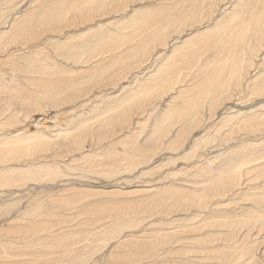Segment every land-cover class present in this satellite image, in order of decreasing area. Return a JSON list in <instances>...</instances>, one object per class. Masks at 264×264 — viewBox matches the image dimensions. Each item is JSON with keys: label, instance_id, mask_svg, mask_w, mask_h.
Returning <instances> with one entry per match:
<instances>
[{"label": "bare ground", "instance_id": "6f19581e", "mask_svg": "<svg viewBox=\"0 0 264 264\" xmlns=\"http://www.w3.org/2000/svg\"><path fill=\"white\" fill-rule=\"evenodd\" d=\"M42 1L39 2L37 0L36 1L32 0V2H30V4H29L30 7H28L29 12L26 14V16L30 15V19L27 17V18H25V20H23L22 18H20L21 20H19V19L16 20V15H18V14H16L14 16L15 19H13L12 23L9 25V29L7 30V28H6V30L0 31V38L11 36L14 38L19 37L20 40H23V41L24 40H30L31 41L33 39L34 40H40L39 36L40 35L44 36V34L47 32H50V33H54V32L57 33L58 32V33H60V31L63 30V27L78 28L77 26L78 25L80 26V24H81L80 27H83L82 25H84L85 23H87V22L91 23L93 20L94 21L98 20L101 15L106 16V14L110 15V19L112 21V24L122 23V22L127 23L129 29H128V32H123L121 30H117L115 33L110 32V31L116 30L118 27H111V26L108 27V22L103 21V20H98L97 23L95 21L96 25L95 24L94 25L88 24L87 26H84L85 31H83L82 34H78V36H76L77 33L76 34L73 33L70 36H66V39L64 41L58 40V38L55 39L56 44L58 42L63 44L62 49H60L61 50L60 54H57V56L61 55L63 60L65 59L66 64L59 62L58 61L59 58L57 59V57H56L57 61H55V62H58V64L54 63L53 61H50L51 58L48 59L49 57H47L43 52H40V50L35 51V53H34V51H32L34 53V56H32V57L29 56V57L24 58L22 56L24 58L25 62H27L28 64L26 65V63H24V62L18 61L22 64L17 66L18 62H16L15 70L17 67H20V71L27 72V74L31 75V74L37 73L36 74L37 77L36 78L32 77V80L30 79V81L28 82L29 85H33V86H30L31 88L32 87L34 88V89L32 88L33 91H31L27 87L28 90H26V92L21 91V90H20V93L17 92V90H14L15 94L12 93L13 90L10 93L8 92L9 97L11 98L10 100H12L11 102H13V101L15 102V100L17 99L18 102L20 103L21 108H24V110L26 111L25 113L28 114V116L25 115V117L23 119L20 118V119H22L21 123L17 122V123H20L19 126L21 128L24 126V125H22L23 122L29 121V118L31 117L29 112L40 113V112L44 111L45 107L43 106L44 108H41L42 105L46 106L47 104L48 105L54 104L58 107L57 101H59V102L65 101L68 103L70 102L69 105H72V106L74 105L77 107V104L80 103L79 101H82L83 97H85L87 93L89 94L91 84H92L91 86H95L98 83L101 84L106 79L107 80L108 79L114 80V78H115V81H117V80H119V78H121L123 76L122 75L123 73H127L128 70H125L126 68L130 70V68L131 67L133 68V66H135L136 64H137V67L136 66L135 67L138 70V66L148 58V55L151 52L154 53L155 49H156L155 52H158V50L160 51L159 48L157 49L158 46H162V47L164 46L161 49H164V51H165V49H167L169 47V46L167 47V45H166L167 42L169 41V38L172 37V35L174 33H177V36L175 38L173 37L174 46L172 44L171 49L168 50L167 53L166 52L162 53L161 51H163V50H161L160 53H162V54L159 53L160 55H157L156 58L161 57V59L164 60L163 64L161 63L162 65L160 64V66L158 65L156 68L154 67V66H156L157 63L161 62L160 60L155 61L156 58L154 59V62H157L156 64L154 63L155 65L153 64V65L149 66L151 61H149L148 67H146L147 65L145 66L146 68L141 67V65H140V68H142L141 71L138 70V71H140V73L136 71L138 74H136L135 76L132 74L134 80L132 78L131 81L133 80V83L132 82L128 83V81H127V83H125V84H127L126 87L125 86L121 87V91L124 89L125 90L123 91V93L120 94V98L123 97L124 99L122 98L123 101L121 103V107L119 104L115 105V107L118 106L117 109L114 107V109L116 110L117 113L111 114V115H106L100 124L98 123V121L92 122V124L97 123V126L103 127L104 130L102 128L101 129L103 131H105L103 133V131L99 130L98 128H97L98 130H96L95 127H94L95 130L93 129L94 131L100 132V133L98 132L99 135H96L97 133L95 132L96 133L95 135L98 136V138H99L98 140L97 139L94 140V143L97 144V148H96L97 151L96 152L93 150H90L92 152L83 153V151H82V149L85 146V144L81 143L82 139H83L82 137L85 136L87 133H93V131L88 130L87 127L83 128L82 125L77 121V119H79L78 118L79 114L77 113V110L73 114H72V111H70L71 115L70 114L67 115L68 116L67 118L65 116V113L62 112L63 113L62 119H64L63 124L62 123L56 124V123L51 122L52 125L46 124L43 126V128L46 129L44 131L49 132V134L46 133V134H48V136L42 132L43 130L41 131V128H39L40 130H37L36 132H28L26 129H20L21 131H18L16 134H13L11 136H6V135L4 136L3 133L2 134L0 133V178L4 174V175H6L5 176V179H7L6 182H9V181L12 182L13 180L14 181L16 180L17 182L20 181L21 183H24L28 179H30L31 177H37L39 175L44 177L42 175V170H45L47 173L51 172L52 174H55V175H57L59 172V168H58L59 166L57 167V163L60 164V162H58V160H57V162L55 161L54 163H50V166H48V164L44 165V166H47L44 169H41V166H31L30 164L32 162L31 163L29 162L30 164L27 162V165H25V166L27 167L28 165H30V167H27L26 169H21L18 167L15 168L13 165L9 166L8 164L10 161H11V163H13L14 161H16L17 163L20 162V158H18L19 161H17V159H15L16 157H13V156H17V152H20L19 149H17L15 147V144H17L18 147H20L21 146L20 144L22 143L21 151H24V152L25 151H32V150H35L37 148L41 149V151L45 150L48 152V150H50L51 148L56 149V147H57V149H58V147L61 148L64 146V148H65V149L63 148L64 151H62V150H60V151L61 152H67V153H70L73 151V149L72 150L69 149L72 147V144H73V145L77 146V148L74 149L73 152H77L78 153L77 156H79L78 158L82 162L86 163L87 162V155H91V157L94 155L96 156V154L98 153L100 141L102 140V138L104 140L103 136H106V134L108 132L112 131L115 128L114 127L115 124H117V126H118L119 123L125 124L126 120H132V122L134 120H136V124L139 125L138 128H136V130L138 129V131H135L131 134L132 140L126 141V147L124 148V151L121 153L113 151L114 153H111L112 154L111 157L114 160L112 162L110 160H106L105 162H103V165H106L108 167V169H107L108 174H113L120 169L123 171H129L130 170V172L127 173V174H130L133 171L135 172V170L138 167L142 168V167L148 166V164L151 162L153 157L155 155H157L160 150L161 151H162V149L164 150V148L165 149L169 148L172 151H177L179 148H181L184 145L183 144L184 140L186 138L188 139V136H190L188 134L192 133L193 128H194V130H196V128H197L196 126H199L201 121H204V119H203L204 115H206V116L209 115L212 118L218 114L217 109L220 110V107H221L225 111L223 112V115L221 116L220 120L217 121L216 125L219 126L221 124V126H223L222 129L226 130V134H225V131H223L225 134L224 138H227L230 136L233 139V138H235V136H231V135H233L236 130L239 131V130H243V129H244V131L246 130L245 135L247 134L248 138L245 139L244 138L245 135L242 139L240 138L241 143L237 144L236 148L234 147L235 149L229 148L230 150H228V152L226 151L227 154L225 156L221 155L222 161L220 163L216 164V162H215L214 164H216V165L213 166L212 161L214 159L213 160L209 159V161L211 160V163L208 166L207 165L206 166H197L194 168V170H191L190 175H192V176H190V177L191 178L193 177L192 179H194V180H192L193 182L189 180V182L196 183V184H199V183L202 184L201 181H203L205 183L207 182L206 186L204 185L205 187H203L200 191L193 188V191H190L191 195L188 194L189 192L187 191L188 192L187 195H190V196L186 199H180L181 195L176 198L177 200L172 198V197H167V198L172 199L170 206H171V208H173L175 206V203L180 202L181 204H183V205H181L182 209L180 208L183 211L189 210L191 208L198 209V208H201V206L205 207L207 205V202L210 201L211 199H215L213 201H219L218 198H220L221 196H224V195L227 196L228 192H230L232 190H233V192H235V191H238L240 188L245 189V187L247 185L251 186L252 189L254 190V192H252L251 194H253L254 196H256L258 194L259 197L261 196V198H260V199H262L261 201L264 202V137H263V135H261L264 132V60L262 62L260 61L259 64L256 62V59L259 57V53L262 54L261 51L264 50V0H233V1L230 0V2H229L230 5L228 6V8H226L224 10L221 9L222 12L221 11L220 12L222 13V15L219 12V14L221 15L220 17H219V15H217L214 12L216 11L217 7H219L220 4L224 3L225 1L227 2L228 0H173L174 5H171L173 3H170L169 2L170 0H161V1L157 0V3H159V4H156V5L151 3L150 5H146V6L141 5V7H139V8H133V6H132L131 14L130 13H128L127 15L122 14L121 18L119 17L120 19L118 17L114 18L113 16H111V14L114 12H117L121 9L125 10L126 7H129V2L131 1V3H132L133 0H53V1L48 0L49 2L51 1L50 6H46L44 1L43 2ZM141 1L142 0H139L138 2H141ZM45 2H47V0ZM147 2H148V0H147ZM177 2H179V3L176 4ZM168 3H170V4H168ZM47 5H49V3ZM0 8H1V6H0ZM170 9H171V11L172 10L176 11V13H177L176 16L173 17L171 15ZM214 14H216L219 18H216V20H213L212 23L208 24V26L204 30L200 31V29H197L198 28L197 23L202 22L204 17H206V16L211 17V19L215 18V17H212V15H214ZM10 15L12 17V13ZM22 15H23V13H22ZM31 15L33 17H31ZM6 23H7V21H6ZM203 23H205V22L203 21ZM2 24H3V22H2ZM194 25H196V28L194 27V29H197L195 33H191L193 30L192 31L188 30V32H190V33H187V34H189L188 37H186V38L180 37V35H182L181 33H186L187 28L192 29ZM199 26H201V25H199ZM1 27H2V25H1ZM79 29H77V32L79 31ZM66 31H65V34H66ZM80 31H81V29H80ZM62 33H64V32H62ZM67 33H68V31H67ZM51 37H52V34H51ZM48 38L49 37L45 36L43 39H41V41L43 40L46 43H47V41H49L48 43H50V39H48ZM62 38H63V36H62ZM76 38H78L79 41L76 40V41L70 42L71 40L76 39ZM6 39L10 41V39H8V38H6ZM15 41H17V39ZM45 42L43 44H46ZM7 43H8V41H7ZM39 44H40V41H39ZM51 44H53V43H51ZM122 45L124 46L123 51L121 50L120 52L112 54L113 51L117 47L119 48V46H122ZM28 46H26V47H28ZM33 47H38V44H36V45L34 44ZM206 47L214 49V52L212 51L214 53V56L213 57L211 56L212 60L210 58L209 61L205 62L206 65L203 63V65H205L204 67H202V64H201L202 62H200L201 66L197 65L198 67H197L196 71H194V73L198 74L197 76L201 77V80L199 81V83L197 81L198 85H194L195 84L194 83L191 86L189 84L185 88H180L177 90L174 89L173 88L174 84L176 85L177 82H179V81L183 82L184 81V80H182L183 70L187 71L193 67H194L193 69L195 70L196 67L194 66V62H197L196 60L198 58H200V55L203 54V52L206 50ZM53 48H51V49L53 50ZM55 48L57 50H59L58 48H60V47L57 46ZM56 49H54V50L57 51ZM98 49L100 52H98ZM180 50H182V51L186 50L188 52L194 51L196 53L192 57H189L188 55H186L184 58L185 52L181 55H178V51H180ZM21 51H20V53L23 52V51L22 52ZM48 52H50V51L48 50ZM208 52H211V51H208ZM208 52H207V55H210V54H208ZM28 53H30V55H31V52L28 51ZM28 53L26 51V54H28ZM99 53H101V54L106 53V55L100 56L97 59L96 57H97V55H99ZM213 53H211V54L213 55ZM263 53H264V51H263ZM18 54H19V52H18ZM51 54H53V53H51ZM51 54H50V56L52 57ZM153 55H155V54H153ZM15 56H17V55H15ZM15 56H14V58H15ZM150 56H152V55H150ZM18 58H21V57H18ZM23 58H21V60ZM152 58H153V56H152ZM205 58H207V57H205ZM52 59L54 60L55 58H52ZM16 60H18V59H16ZM69 61H71V63H73L75 66H73V64H71V66L69 64H67V63H69ZM158 61H160V62H158ZM201 61H203V60H201ZM5 63L6 62H4V64ZM198 63H199V59H198ZM7 64H8V61H7ZM200 67H202V69L199 71ZM253 67L256 70L254 71L255 73L252 75L251 74L252 72L250 73V70ZM10 68H12V66ZM12 69H14V67ZM12 69H11V71H12ZM20 71H18V72L21 73ZM12 72H14V71H12ZM18 72H17V75L20 76V74H18ZM74 72H76V73L73 74ZM77 72H79V73H77ZM27 74H26V79L28 78ZM189 74L187 71L186 73H184L183 76H187ZM201 74H204V77L201 76ZM56 75H59L61 77L55 78ZM127 75H129V74L127 73ZM72 78H74V79H72ZM1 79H3V77L1 78V75H0V80ZM6 79L7 78L4 77L5 81H6ZM122 79H125V78H122ZM195 79H196V77H195ZM195 79H193V80L195 81ZM188 80L189 79H187V83L190 82V81L188 82ZM10 81H11V79H10ZM14 81H15V78H14ZM21 81L24 82V80H21ZM194 81H191V82L193 83ZM13 83H15V82H13ZM115 83H117V82H115ZM183 83H182V85H184ZM0 85H1V81H0ZM11 86H8L5 88L8 89ZM20 87H21V84H20ZM12 89H15V87ZM18 90H19V88H18ZM168 90L169 91L171 90L170 92L173 93V95L171 96V98H172L171 101H168V106L170 105V103H172L171 108H169L170 110H168V108L166 109L165 106H163L164 105L163 104L162 107H163V109H166V110L165 111L163 110L164 112L160 113L162 110L159 109V112H158L159 114H156L157 112L156 113L154 112L155 114L152 116L153 119H151L150 118L151 114L148 113L149 111H146V110L149 108L150 105L153 108L152 103H154L157 99L161 98V100L163 101L162 98H163L164 91L168 92ZM3 91L4 90H0V93ZM242 91L245 92V95L247 97H250L249 99L255 98V100L251 101V103L248 106H244L242 104L245 101V100H243L244 98L241 99L242 98L241 94L243 93ZM94 92L97 93L98 91L97 92L94 91ZM100 92H101V90H100ZM116 92L115 91L111 92V93L109 92L108 96H111L112 98L119 96L118 93H116ZM106 93H107V91H106ZM124 94H126V95H124ZM99 96H100V94L97 97H99ZM235 96L237 98H235ZM87 97H89V96H87ZM120 98H118V99H120ZM176 98H178V99L181 98V100L179 102H176ZM249 99H248V101H249ZM238 100H241V101L243 100V101L238 102ZM85 101H87V100H85ZM160 101H158L157 103H160ZM11 102H8V103L10 104ZM157 103L155 102V104L158 106ZM229 103H230V105H229ZM82 104L83 103H81L80 105H82ZM161 104H162V102H161ZM10 105H12V104H10ZM66 106H68V104H66ZM60 107H59V110H60ZM233 108H236V109L233 110ZM17 109H16V111H17ZM74 109L75 108H73V110ZM114 109H111V110H114ZM132 109H134V110L131 113H129V110L131 111ZM107 111H108V109L105 106V109L103 112L106 113ZM156 111H158V110H156ZM142 112H144V114L147 112L145 115H148V117L143 116L144 118H146V117L147 118L144 119L143 121H140L139 119H136L138 117V116L136 117V115H137L136 113H138L140 115V113H142ZM13 114H15V113H13ZM128 114L130 115V117ZM15 118H17V116ZM11 119H12V117H11ZM13 120H15V119H12V121ZM79 120H81V119H79ZM149 120H150L151 125L148 129H146V127H143V126ZM8 121H9V119H8ZM71 121H72V127L70 128L69 122H71ZM211 121H214L213 118ZM215 122H212V123H215ZM6 123H8L6 120L4 122H0V126L1 125L3 126ZM14 123H16V122H14ZM32 123H36V122L33 121ZM202 123H204V122H202ZM202 125L199 127L204 126V125L203 126ZM208 126L206 125L207 128H208ZM40 127H42V125ZM174 127H175V129H174ZM144 128H145V130H144L145 135L143 134L142 135L143 137H142V136H140L141 135L140 130L143 131ZM201 129H203V128H201ZM222 129L220 130V128H219L220 131H222ZM115 131L116 130H113V132H115ZM207 131H205V132H207ZM210 131L212 132V127H211ZM213 132H218V131H213ZM171 133H172V136L170 135ZM218 133H220V132H218ZM237 133H239V132H237ZM210 134H212V133H209V135ZM221 134L222 133H220L218 135H221ZM249 134H251V135H249ZM93 135H94V133H93ZM93 135H91V136H93ZM252 135H253V137L251 138L250 136H252ZM207 136H206V138L204 136H200L198 139L197 138L194 139L195 137L192 136L194 139L193 144H192L193 146L190 147L191 149L186 154L192 153V155H190V156H194L197 149L199 148L200 143H202V144L204 143V144L208 145L212 141V139L210 137H207ZM110 137H111V135H110ZM34 139H36V141H34ZM222 140H223V136H222ZM14 141H16V143L12 146V143ZM189 141H190V138H189ZM109 143H110V141H109ZM220 143H222V142L220 141ZM25 144H28V145H25ZM73 147H75V146H73ZM210 150H212V149H210ZM185 151H186V149H185ZM54 152L56 154V150H54ZM165 152H166V150H165ZM223 153H225V152H223ZM186 154H185V156H186ZM180 155H182V154H180ZM210 157H213V156H210ZM121 159L124 162H123V165L120 167V165H118L116 163L121 162L120 161ZM176 159H177L176 157L173 158L171 156L169 159L167 157L168 161L165 160V161H161V162L167 161L168 163H171L172 161H175ZM201 159H203V158H201ZM199 161L197 162L198 165H199ZM16 162H14V163H16ZM64 162H66V161H64ZM24 163H26V161ZM33 163H35V162H33ZM207 163H209V162H207ZM61 164H62V162H61ZM89 164H91V163H89ZM200 164H202V163H200ZM202 165H205V164H202ZM188 167L190 168V166H188ZM23 168H25L24 164H23ZM50 168L52 170H50ZM146 169H147V167H146ZM142 170H143V168H142ZM148 170L149 169H147V171ZM28 171H30V172H28ZM147 171L146 172L143 171V173H148ZM139 172H141V171H139ZM152 174H149L148 176H150ZM157 174H158V172H157ZM142 176H145V175H142ZM125 177H127V176H125ZM128 177H129V175H128ZM136 179H134V180H136ZM199 179H201V181ZM62 180H64V179L62 178ZM14 181L12 182V186L22 185V184H14ZM254 182H256V183L262 182V183H261V186H259V185L255 186V185H252V183H254ZM243 183L245 184L244 186H242ZM86 184H87V182H86ZM26 185H28V184H26ZM42 185H44L46 187L45 184H42ZM52 185L50 184V187H52ZM67 185H70V184H67ZM181 185H183V184H181ZM258 186L260 187V192H259V190L256 191ZM72 187H74V186L72 185ZM118 187L119 186H117L115 189H117ZM48 188H49V186H48ZM25 189L26 188H24V190ZM62 189H63V191H65L64 189H67V188H64V186H63ZM143 189H145V188H143ZM173 189H175V188H173ZM71 190H73V188H71ZM113 190H111V191L112 192L117 191V190H114V191ZM184 190L186 191L185 188H184ZM189 190H191V189H189ZM22 191H23V189H22ZM167 191H163V192H165L163 194H166ZM11 192H12V190H11ZM17 192H18V190H17ZM83 192H85V191H83ZM89 193H91V192H89ZM106 193H108V192H105L104 194L106 195ZM135 193H137V192H135ZM181 193H182V190H181ZM241 193H242V191H241ZM182 194H185V193H182ZM68 195H70V194H68ZM94 196H96V195H94ZM165 196H176V195L170 194V195H165ZM254 196H251V198H253ZM142 197H144V196H142ZM53 199L49 198V200H53ZM106 199H108V198H106ZM56 200H57V203H59L63 206H66L67 204L71 203L69 201V199H64L62 197H60ZM97 200L94 203L97 204ZM110 200H111V198H110ZM99 201H100V199L98 200V202ZM115 201H116V199H115ZM130 201H128V202H130ZM166 201H167V199H166ZM251 201H253V200H251ZM261 201H259V202H261ZM5 202H6V200H5ZM101 202L98 203V206H100V207L102 205ZM109 202L110 201L108 200V203ZM128 202H127V204H129ZM113 203H114L113 204V207H114L115 204H117V203L116 202H113ZM134 203H136V202H133V204ZM216 203H218V202H216ZM130 204L125 205L126 208H128L127 206H130ZM46 205H48V203H47V201L44 202V200L42 201V203H40V204L38 203V205H36V208L34 207L35 210L32 209V210H34V215H36V217H37V215H39L41 212L43 213V211L49 210V209H45ZM117 206H119V205H117ZM105 207H106V205H105ZM119 207L121 208V205ZM107 208H106V210H103L100 208L101 212L99 209L98 210L99 213L98 212H92V213L93 214H102L103 213L104 216L107 214H109V215L111 214L113 216V214L119 213L121 211V210L119 211L120 208H118V211H115V212L113 210H107ZM111 208H112V206L110 207V209ZM131 208L133 211H130V212L134 213V211L137 210L136 208H138V206L132 205V207L130 206V210H131ZM82 210L83 209L81 208L80 213ZM116 210H117V208H116ZM123 210H124V208H123ZM175 210H173V211H175ZM144 211H143V213H144ZM149 212H151V211H149ZM29 213H31V212H29ZM122 213L124 214L125 212H122ZM128 213H129V211H128ZM204 213H206V212H204ZM136 214H138V213H136ZM31 215H33V214H31ZM125 215H123V216H125ZM131 216H133V215H131ZM138 216H140V215H138ZM260 216L262 217V219H259L258 221H254L253 223H249V225H248L249 231L251 228H256V227H258L259 230L264 229V212L262 214H260ZM127 217L129 218V216H127ZM127 217H125V218H127ZM195 217H196V214H194L191 218H195ZM231 217H233V216H231ZM31 218H33V217H31ZM227 218L222 219L220 221V223H217V224L220 226H227V225L237 226V225L243 224V223H240L236 219L234 220L230 217H229V219H227ZM120 219H122V218H120ZM139 219H141V218H139ZM130 220H131V222L133 221L131 218H130ZM130 220H128V221H130ZM39 221L33 222V225L29 226V228L32 231L36 230L38 228V226L44 222V221L43 222H39ZM89 222H91V221H89ZM120 222L122 224V221H120ZM137 222H135V223L137 224ZM160 222L158 221V224ZM118 223L119 222H116V220H115L111 224L112 225H118ZM123 223H125V222H123ZM152 223H154V221H152ZM207 223H209V222H207ZM36 224L38 226H35ZM121 224H119V225H121ZM130 224L131 223H129L128 225H130ZM165 224L168 225L167 220H166ZM205 224H206V222H205ZM217 224L214 223V224H212V226L213 225L215 226ZM147 225H148V223L145 224V226H147ZM162 225H161V227H162ZM207 225H209V224H207ZM143 226H144V224H143ZM145 226H144V228H145ZM63 227H65V226H63ZM80 227H81V225H80ZM111 227L114 228L113 226H111ZM48 228H50V227H48ZM61 228L62 227H60V229ZM72 228L69 230L70 233L66 232V236H69V235L72 236L73 235L72 237H74V238H72L70 240V242L68 240L67 242H69V243H67L65 241L62 242V244L64 246V248L62 249V252L65 253V255H66V257L64 259L68 260V264H75V263L84 264V261L81 257L82 254L80 251L82 248V245H83V244L80 245L81 244V236L83 233L77 229H72ZM96 228L98 229L99 227H95V229ZM121 228H123V227L121 226ZM138 228H140V227H138ZM141 228H143V227H141ZM223 228H225V227H223ZM19 229L20 228L18 227V230ZM42 229L45 230L44 228H42ZM60 229H58L59 232H60ZM97 229L95 231L92 230L94 234L98 233ZM106 229H107V226H106ZM109 229H107V230H109ZM189 229L191 231H195L198 228H196V226H192ZM47 230H49V229H47ZM85 230H83V231H85ZM107 230H105L104 232H106ZM235 230L236 229L229 230V231L225 230L227 232V237L229 235H232L231 234L232 231H233V234L234 233L236 234ZM56 231H57V229H56ZM111 231L116 232L115 230H112V229H111ZM50 232H49V234H50ZM102 232H103V230H102ZM142 232H143V230H142ZM157 232L158 231L151 233V236L148 239H146V241L144 240L145 241L144 243H139V244L137 243L135 245L136 247L133 248V249H137L135 252L132 253L133 256L141 257V259H143V258H145V256H144V254H146L145 251H147L149 249H150V251L154 250L155 248H157V246H159L161 244H163L167 248V245H166L167 243L166 244L163 243L164 241L169 242V243L170 242H177L176 234L174 236L171 233H163L164 230L162 233H157ZM53 233H52V235H53ZM64 233H61V234H64ZM101 233H100V236H101ZM28 234H29V231L27 232V235ZM209 234L212 235L213 233L210 232ZM44 235H46V234L44 233ZM52 235H49V236L52 237ZM111 235H112V233H111ZM225 235H226V233H225ZM31 236L33 237L34 235H31ZM86 236H87V233H86ZM86 236L84 234V239ZM146 236H144V238H146ZM57 237H59V235ZM111 237L115 238V237H117V235L114 234ZM130 237H131V235H130ZM141 237H143V235H140V238ZM151 237H153V238H151ZM62 238H63V236H62ZM32 239H34V238H32ZM64 239L67 240L69 238H64ZM130 239H132V238H130ZM203 239L208 240L209 238L205 237ZM83 240H82V242L86 241V240H84V241ZM60 241H62V239ZM60 241L58 243H60ZM90 241H88L87 244H89ZM119 241L121 242L123 240H119ZM138 241H140V240H138ZM43 242H42V245L44 244ZM50 242L51 241H49L48 243H46L44 245L46 247L47 252L48 251L50 252V246L51 247L55 246V245H50ZM91 242H94V241L92 240ZM126 242L127 241L125 240L124 243L126 244ZM134 242H135V240H134ZM26 243H27V241H26ZM10 244H12V243H10ZM170 244H168V247ZM6 245L7 244H5V246ZM56 245H59V244H56ZM248 245H249V242H248ZM119 246L120 245H118V247ZM87 247H88V245H87ZM159 247L161 248V246H159ZM171 248H172V246H171ZM58 249H59V246H58ZM86 249H88V248H86ZM173 249H174V247H173ZM127 250H128V248H127ZM164 250H166V249L164 248ZM164 250H163V252H165ZM245 250H246V253H249L251 251V249L249 247L246 248ZM29 251H30V249H29ZM79 252H80L81 256L79 255ZM10 253H12V252H10ZM16 253H18V251ZM41 253H42V251H41ZM41 253H40V255H42ZM165 253H167V252H165ZM169 253H170V250H169ZM232 254H231V256H232ZM250 254H251V252H250ZM48 255H50V254H48ZM58 255H60V254H58ZM87 255L88 254H86L85 257L87 260H89ZM159 255H161V254H159ZM159 255H158V257H159ZM117 256H119V255L117 254L116 256H114V260H117L116 259ZM121 256L122 255L120 254V257ZM16 257H18V256H16ZM45 257H46V255H45ZM45 257H43L44 259L38 257L39 259H36V260L34 259L33 263L34 264H50L49 259H45ZM110 257L112 258V256H110ZM14 258H15V256H14ZM53 258H55V256ZM109 258H107L108 260L106 259V261H108V263H109V260H111V258L110 259ZM122 258H123V256H122ZM59 260H61V259L59 258ZM217 260H218V258H217ZM221 260H223V259H221ZM53 261H56V260H53ZM53 261H51V262H53ZM4 262H6V261H4ZM118 262H120V261H118ZM115 263H117V262H115ZM115 263L113 262V264H115Z\"/></svg>", "mask_w": 264, "mask_h": 264}, {"label": "rangeland", "instance_id": "374dc122", "mask_svg": "<svg viewBox=\"0 0 264 264\" xmlns=\"http://www.w3.org/2000/svg\"><path fill=\"white\" fill-rule=\"evenodd\" d=\"M33 1H36V0H33ZM37 1L40 2L42 0H37ZM43 1H44L46 6H50V2L53 1V0H51L50 2L48 0H47V2H45L46 0H43ZM138 1L139 0H137V1L133 0L132 3L130 1L129 2V7H126L125 10L121 9V10H119L117 12H114V13L111 14V16H113L114 18L115 17L116 18L117 17L121 18L122 14H124V15H127L128 13L131 14L132 6H133V8H139V7H141V5L142 6H146V5H150L151 3L155 4V5L159 4V3H157V0H155V1L154 0H150V1L148 0V2H147V0H142L141 2H138ZM159 1H161V0H159ZM231 1H233V0H231ZM30 2H32V0H0V6H1V8H0V31H4V30H6V28H7V30L9 29V25L12 23V20L15 19L14 16L16 14H18V15H16V20L17 19L21 20L20 18L25 20V18H27V17L30 19V15L26 16V14L29 12L28 11V7H30L29 6ZM169 2L173 3L171 5H174L173 0H170ZM229 2H230V0H228L227 2L225 1L224 3L220 4L219 7H217V9H216V11L214 13H216L220 17L222 15V13H221L222 10L228 8V6L230 5ZM48 3H49V5H47ZM170 3H168V4H170ZM178 3L179 2H177L176 4H178ZM170 11H171V9H170ZM219 12H220L221 15L219 14ZM11 13H12V17L10 15ZM22 13H23V15H22ZM176 14H177L176 11H173V10L171 11V15L173 17L176 16ZM216 14L212 15V17H215L213 19H211V17H208V16L204 17L203 21L205 23H203V21L197 23V27H198L197 29H200V31L204 30L208 26V24L212 23V21L216 20V18H219ZM31 17H33V16L31 15ZM98 20H103V21L108 22V27L109 26L118 27L116 30L110 31V32H114L115 33L117 30H121L123 32H128L129 28H128V24L127 23H123L122 22V23L112 24V21L110 19V15L109 14H106V16L105 15L104 16L101 15ZM98 20H95L96 23H97ZM6 21H7V23H6ZM95 21L93 20L91 23L87 22L84 25H82L83 27H80L81 26V24H80V26L79 25L77 26L78 28L63 27V30L60 31V33H58V32L57 33H55V32L54 33L47 32V33L44 34V36H41V35L39 36L40 40H34L33 39L31 41L30 40H24L23 41V40H20L19 37L14 38V37H11V36L10 37L7 36V37H1L0 38V75H1V78L3 77V79L0 80L1 81L0 90H4L3 92L0 93V113H1L0 114V122H4L5 120L8 122V123L4 124L5 126L4 125L0 126V131H1L0 133L1 134L3 133L4 136L5 135L6 136H11L13 134H16L18 131H21L20 129H26L28 132H36L37 130H40L39 128H41V131L43 130L42 132L44 134H46V133L49 134L48 131L47 132L44 131V130H46L45 128H43L44 125H46V124L47 125H52L51 122L56 123V124H58V123H62L63 124L64 123V119H62L63 113H65V116L67 118L68 117L67 115H69V114L71 115L70 111H72V114H73L77 110V113L79 114L78 118L81 119V120L77 119V121L82 125L83 128L87 127L88 130H91L94 133V135H93V133H87L85 136L82 137L84 140L82 139V142L81 141L80 142L82 144H85V146L82 149V151H83V153L92 152L90 150H93L95 152L97 151V149H96L97 148V144L94 143V140H96V139L98 140L99 139L98 136H96V135H99L100 132L98 131L99 132L98 133L97 131H94L95 130L94 127L96 128V130L99 129L101 131H103L104 128L101 127V126L100 127L97 126V123L92 124V122L93 121H98V123L100 124L102 122L103 118L106 115H111V114L117 113L116 110L114 109V107H115L116 104H119L120 107H121V103L123 101L122 100L123 97L120 98V94L123 93V91L125 90L124 89V90L121 91V87L122 86L126 87L127 84H125V83H127V81H128V83L129 82L133 83V80H134L133 75L135 76L136 74H138L137 72L140 73V71L142 70V68H140V65H141V67H145L146 65H147L146 67H148L149 61H151L149 66L153 65L154 63L156 64L157 62H154V59L157 57V55H160V54H162L164 52L167 53L168 50L171 49V45L174 42L173 37L175 38L177 36V33H174L172 35V37H170L171 39L169 38V41L166 44L167 47L168 46L170 47V48L168 47L169 49L167 48L164 51V49H161L164 46L163 47L162 46H158L157 49L159 48L160 51L163 50V51H161L162 53H160L159 50H158V52H155L156 51V49H155L154 53L151 52L152 54L150 53L148 55L149 59L147 58L145 61H143L144 63L143 62L141 64L139 63L140 65L138 66V70H140V71H138L136 69V67H137V64H136L135 65L136 67L133 66V68L135 67L134 69L132 67L130 68V70L127 69V68L125 69V70H128L127 73L129 75H127V73H123L122 75L123 76L125 75L126 77L122 76L117 81H115V78H114V80H110V79L107 80L106 79L101 84L98 83L95 86H91L92 85L91 84L90 85L89 94L87 93L85 97L82 96L83 100L79 101L80 103L77 104V107L74 106V105L73 106L69 105L70 102L68 103V102H65V101H63V102L57 101L58 102V107L56 105H54V104L53 105H50V104L48 105L47 104L48 106L47 105L46 106L42 105L41 108L45 107L44 111L40 112V113H37V112H35V113L32 112L31 113V112H29L31 117L29 118L28 122L25 121L27 124L25 122L22 123V125H24L22 128L19 125H20L22 119L25 117V115L28 116V114L25 113L26 111L24 110V108H21L20 103L18 102L17 99L15 100V102L14 101L11 102L12 100H10L11 98L9 97V93L12 92V90H13L12 93H14V90H17V92H19V93H20V90L26 92V90H28V88L31 91H33L32 90L33 87L32 88L30 87V86H33V85H29L28 82L30 81V79L32 80V77L33 78L37 77V75H36L37 73L31 74V75L27 74V72L20 71V67H17L18 69L16 68V70H15L16 62H18V61L21 62L22 61V62L26 63V65H27L28 63L25 62L24 58L25 57H29V56L30 57L34 56L35 51H39L40 50V52H43L47 57H49L48 59L51 58L50 61H53L54 63L58 64V62H55V61H57V59L59 58L58 59L59 62L66 64L65 59L63 60L61 55L57 56V54H60V51H61L60 49H62L63 44L60 43V42H58L56 44L55 39L58 38V40L64 41L66 39V36H70L73 33H75V34L77 33L76 36H78V34H82L83 31H85L84 26H87L88 24H91V25L95 24L96 25ZM2 22H3V24H2ZM1 25H2V27H1ZM199 25H201V26H199ZM194 27L196 28V25H194L192 29L191 28H189V29L187 28L186 33H181L182 35H180V37H185V38L188 37L189 34H187V33H190V32H188V30L189 31L193 30L191 33H195L197 29H194ZM79 28L81 29V31H80ZM77 29H79L78 32H77ZM66 30L68 31V33H67ZM65 31H66L67 35L65 34ZM62 32H64V33H62ZM51 34H52V37H51ZM45 36L49 37L48 39H50V43H48L49 41H47L48 44L45 41H43V40L41 41V39H43ZM62 36H63V38H62ZM6 38L10 39V41L7 40ZM16 39H17V41H15ZM76 40L79 41V39L76 38V39L71 40L70 42L76 41ZM7 41H8V43H7ZM39 41H40V44H39ZM44 42L46 44H43ZM51 43H53V44H51ZM34 44L35 45L38 44V47L39 46L40 47L39 48L38 47H33ZM25 45L26 46L29 45L28 47L30 49L28 47H26ZM57 46L60 47V48H58L59 50H57L55 48ZM173 46H174V44H173ZM51 48H53V50L56 49L57 51L54 50L55 51L54 52ZM123 49H124L123 45L119 46V48L117 47L113 51L112 54L120 52L121 50L123 51ZM48 50L50 52H48ZM20 51L22 53H20ZM26 51H27V53H28V51L31 52V55H30V53H28L29 55L26 54ZM32 51H34V53ZM208 51H211V52H208ZM212 51L214 52L213 48L206 47V50L203 52V54L205 56L203 54H201L200 58H198L199 59V63H198V59L196 60L197 62H194V66L196 67L195 70L193 69L194 67L189 69V70H187L188 74L190 73L187 76H183L184 73L187 72L186 70H183L182 80H184L183 81L184 83L179 81L180 83L177 82L176 85L174 84L173 88L177 90V89H180V88H185L189 84H190V86L193 85L194 83H195L194 85H198L199 81L201 80V77L197 76L198 74H195L194 71H196L197 67L201 66V64H202V67H204L206 65L205 62L209 61L210 58L212 60V57L214 56V53ZM263 51L264 50L261 51L262 54L259 53V57L256 59V62L258 64L260 63V61L262 62L264 60ZM18 52H19V54H18ZM98 52H100L99 49H98ZM184 52H185L184 58H185L186 55H188L189 57H192L196 53L194 51L188 52L186 50L185 51L180 50V51H178V55H181ZM207 52L210 55H207ZM51 53H53L55 56L53 54H51ZM211 53H213V55ZM50 54L52 55V57L50 56ZM100 54L101 53H99V55H97V57H96L97 59L100 56H105L106 55V53L101 54V55ZM153 54H155L156 56L153 55ZM15 55H17V56H15ZM150 55H152L153 58ZM14 56H15V58H14ZM18 57H21L23 59L21 60V58H18ZM56 57H57V59H56ZM205 57H207V58H205ZM52 58H55L56 60L55 59L53 60ZM16 59H18V60H16ZM157 60H160L161 62L158 61L160 63H157L156 66H154L155 68L158 65L160 66V64L161 63L163 64V62H164V60H162L161 57L155 59V61H157ZM201 60H203V61H201ZM7 61H8V64H7ZM4 62H6V63L4 64ZM20 62H18L17 66L22 64ZM200 62H202V63L200 64ZM203 63L205 65H203ZM67 64H69L71 66V64H73V63H71V61H69V63H67ZM9 66L10 67L12 66V68L14 67V69L10 68ZM73 66H75V65L73 64ZM202 67L199 68V71L202 69ZM11 69L16 74L14 72H12ZM17 70L20 71L21 73H19ZM255 70L256 69H254V67H253L250 70V73L252 72L251 74L253 75L255 73L254 72ZM16 71L18 72V74H20L21 77L19 75H17ZM75 73L76 72H74L73 74H75ZM77 73H79V72H77ZM26 74L28 75L27 79H26ZM201 76L204 77V74H201ZM4 77L7 78L6 81L4 80ZM56 77L60 78L61 76L56 75L55 78ZM195 77H196V79H195ZM14 78H15V81H14ZM122 78H125V79H122ZM132 78H133V80L131 81ZM10 79H11L12 82L10 81ZM72 79H74V78H72ZM187 79H189L188 80V82L190 81L189 83H187ZM193 79H195L196 82ZM21 80H24V82L21 81ZM114 81L117 82L118 84L115 83ZM191 81H194V82L192 83ZM197 81H198V83H197ZM13 82H15V83L17 82V83L15 84ZM182 83L184 85H182ZM20 84H21L22 88L20 87ZM8 86H11V87L8 88V89L5 88V87H8ZM14 87H15V89H12ZM17 87L19 88V90H18ZM100 90H101V92H100ZM94 91H96V92L98 91V92L95 93ZM106 91H107V93H106ZM114 91L115 92L117 91L116 93H118L119 96H116L115 98H112L111 96H108L109 92L111 93V92H114ZM170 91L169 90H168V92L164 91L163 98H162L163 101L161 100V98L157 99L155 101L157 103L158 101L161 100L160 103H157L158 106L154 102V103H152L153 108L150 105L149 108L146 110V111H149L148 113L151 114V117H150L151 119H153L152 116L156 112H157L156 114H159L158 113L159 109L162 110V111L160 110L161 111L160 113L164 112L167 108H168V110H170L169 108H171L172 103H170V105L168 106V101H171V99H172L171 96L173 95V93L170 92ZM99 94H100V96L97 97ZM242 94H241V96H242L241 99L244 98L243 100H245L242 103L244 106H248L251 103V101L255 100V98L249 99L250 97H247L245 95V92H243ZM124 95H126V94H124ZM87 96H89V97H87ZM236 96H235V98H237ZM118 98H120L121 100L118 99ZM248 99H249V101H248ZM85 100H87V101H85ZM180 100H181V98L180 99L176 98V102H179ZM239 101L242 102L241 100H238V102ZM8 102H11L10 104H12V105H10ZM161 102H162V104H161ZM81 103H83V104L80 105ZM66 104H68V106H66ZM162 105L165 106L166 109H163ZM229 105H230V103H229ZM105 106L108 109V111L106 113L103 112L104 109H105ZM59 107H60V110H59ZM73 108H75V109L73 110ZM115 108L117 109L118 106H116ZM16 109H17V111H16ZM111 109H114V110H111ZM235 109L236 108H233V110H235ZM133 110L134 109H132L131 111L129 110V113H131ZM156 110H158V111H156ZM224 111L225 110L222 109L221 107H220V110L217 109V113L218 114L216 116L212 117L214 121H211L212 120L211 116L204 115V118H203L204 121H201V123L199 125V126H201L203 124L204 126L203 125H202L203 127L196 126L197 127V128L195 127L196 130H194V128H193L192 133L188 134L190 136H188V139L186 138L184 140V142H183L184 145L181 148H179L177 151H172L169 148H168L169 150L167 148L166 149L164 148V150L162 149V151L160 150L158 152V154L155 155L153 157V159L151 160L152 163L150 162L151 164L149 163L148 166H146L147 169H149L148 171H147L146 167H142L143 170H142L141 167H138L135 170V172L133 171L130 174H127V173L130 172V170L129 171H123L121 169L116 171L113 174H108L107 173L108 167L106 165H103V162H105L106 160H110L112 162L114 160L111 157L112 156L111 153H114L113 151L120 152V153L124 151V148L126 147V141L132 140L131 134L133 132H135V131H138V129L136 130V128H138L139 125L136 124V120H134L133 122H132V120H126L125 124L119 123L118 126H117V124H115L114 125L115 128L113 130H116V131L113 132V130H112V131L108 132L106 134V136L108 138L106 136H103L104 140L102 138V140L100 141V145H99V148H98V153L96 154V156L94 155L92 157H91V155H87V162L86 163L82 162L78 158L79 156H77L78 155L77 152H73L74 149L77 148V146L73 145V144H72V147L69 148L71 150L73 149V151H72L73 153L72 152H70V153L61 152L60 150L64 151V149H65L64 146L61 147V148L58 147V149H57V147H56V149L55 148H51L52 150L50 149L51 151L48 150V152L45 151V150L41 151V149H39V148H37L35 150H32V151H25L24 152V151H21L22 143L20 144L21 146L18 147V145L15 144L16 141H14L12 143V146L15 144V147L17 149H19L20 152H17V156H13V157H16L15 159H17V161H19L18 158H20V162L17 163L16 161H14L16 163H14V162L11 163V161H10L9 164H8L9 166L13 165L15 168L18 167V168H21V169H26L27 167H30V165H31V166H41V169H44L45 167H47V166H44V165L48 164V166H50V163H54L55 161L57 162V160H58V162H60V164L57 163V167L59 166L58 167L59 168V172H58L57 175L52 174L51 172L47 173L45 170H42V175L44 177H42L40 175L37 176V177H31L30 179H28L24 183H21L20 181L17 182L16 180L15 181L13 180L14 184H22V185H19V186H12V182L13 181L12 182H10V181L6 182L7 181V179H5L6 175L3 174V176H1V178H0V248H1L0 249L1 250L0 251V263L1 264H34L33 263L34 259L36 260V259H39V258H43L46 255L45 259H49L50 264H59V263L60 264L61 263L62 264L63 263L64 264H68V260L64 259L66 257V255H65V253L62 252V249L64 248L62 242L63 241L67 242L68 240L70 242V240L72 238H74V237H72L73 235L72 236H70V235L66 236V232H69V230L73 227L72 229H77V230H79L80 232L83 233L82 234L83 237L81 236V244H80V245L83 244L82 248L80 250L82 256L80 255V252H79V255L82 257V259L84 261V264L85 263L86 264H90V263L91 264H107L108 261H106V259L109 258L110 256H112L113 259L110 257L111 260H109L108 264H113V262L114 263L117 262L115 264H136L137 262H138L137 264H163V263L164 264H219V263L220 264H249V263L250 264H264V229L259 230V228L256 227V228H251L250 231H249V228H248L249 223H253L254 221H258L259 219H262L260 214H262L264 212V202L261 201L262 200V199H260L261 196L259 197L258 194L256 196L251 194L252 192H254V190L252 189L251 186L247 185L245 187L246 190L244 188H240L238 191H235V192H233V190H232V191L228 192L227 196L224 195V196H221L220 198H218L219 201H213L215 199H211L210 201L207 202V205L205 207L201 206V208H198V209L191 208V209L185 210V211L181 210L182 209L181 205H183V204H181L180 202L175 203V206L173 208H171L170 203L172 202V199L171 198H167V197H172V198L176 199L177 197H179L181 195L180 199H186V198H188L191 195L190 191H193V188L197 189L198 191H200L203 187L206 186L207 182L205 183V182L201 181V179H199V180L201 181L202 184H200V183L196 184V183L189 182V180L190 181L194 180V179H192L193 177L192 178L190 177V176H192V175H190L191 174V170H194V168L197 167V166H206V165L208 166L211 163V160H213V159H214L212 161V165L213 166L218 164V163H220L222 161L221 155L225 156L227 154L228 150H230L229 148H234V147L236 148V145L241 143V139L244 137L246 130L245 131H244V129L243 130H239V131L236 130L235 133L233 135H231V136H235V138H233V139L230 136L227 137V138H224L225 134H226V130L222 129L223 126H221V124L219 126L216 125L217 121L220 120V118L223 115ZM13 113H15V114H13ZM136 114H137L136 117L138 116L136 119H139L140 121H143L144 119H146L148 117V115H145L144 112L140 113V115L138 113H136ZM15 115L17 116V118H15L16 117ZM143 116H147V117L144 118ZM11 117H12V119H15V120L12 121ZM129 117H130V115H129ZM20 118H22V119H20ZM8 119H9V121H8ZM33 121H35L36 123H32ZM14 122H16V123L20 122V123L16 124ZM202 122H204V123H202ZM212 122H215V123H212ZM41 125H42V127H40ZM150 125H151V123H150V120H149L146 124H144L143 127H146V129H148L150 127ZM206 125L207 126L209 125L208 128L206 127ZM69 127L70 128L72 127V121L69 122ZM211 127H212V132L210 131ZM201 128H203V129H201ZM219 128H220V130L222 129V131H220ZM174 129H175V127H174ZM144 130H145V128L143 129V131L140 130V133H141L140 136H142L143 134L145 135ZM205 131H207V132H205ZM213 131H218V132H220L222 134L218 135L220 133L213 132ZM223 131H225V134H224ZM104 132L105 131H103V133ZM237 132H239V133H237ZM209 133H212V134H210L211 136L209 135ZM48 134H46V135L48 136ZM91 135H93V136H91ZM110 135H111V137H110ZM170 135L172 136V133ZM249 135H251V134H249ZM261 135H263V137H264V132ZM192 136L195 137L194 139H196V138L198 139L200 136H204L206 138V136H207V137H210L212 139V141L208 145L204 144V143L203 144L200 143L199 148L197 149L198 152L196 151V153L198 155L195 153L194 156H190V155H192V153H188V154H186V153L191 149L190 147L193 146L192 144H193V140L194 139H193ZM222 136H223V140L224 141L222 140ZM250 137L252 138L253 135L250 136ZM189 138H190V141H189ZM244 138L247 139L248 135L246 134ZM34 141H36V139H34ZM109 141H110V143H109ZM220 141L222 143H220ZM25 145H28V144H25ZM73 146H75V147H73ZM53 149L56 150V154H55ZM185 149H186V151H185ZM210 149H212V150H210ZM165 150H166V152H165ZM223 152H225V153H223ZM180 154H182V155H180ZM185 154H186V156H185ZM171 156L173 158L176 157L177 159L175 161H172L171 163H168L167 162L168 161L167 157L169 159ZM210 156H213V157H210ZM201 158H203V159H201ZM209 159H211V160L209 161ZM165 160H167V161L166 162H161V161H165ZM25 161H26V163H24ZM64 161H66V162H64ZM120 161L121 162H118L116 164L120 165V167H121L123 165L124 161L122 159ZM198 161H199V165L197 163ZM206 161L209 162V163H207ZM27 162L28 163L32 162V163L31 164L29 163L30 165H28L26 167L25 165H27ZM33 162H35V163H33ZM61 162H62V164H61ZM88 162L91 163V164H89ZM215 162H216V164H214ZM200 163L205 164V165H202ZM23 164H24L25 168H23ZM188 166H190V168ZM50 170H52V169L50 168ZM139 171H141V172H139ZM143 171L144 172L147 171L148 173H143ZM28 172H30V171H28ZM157 172H158V174H157ZM149 174H152V175L148 176ZM128 175H129V177H128ZM142 175H145V176H142ZM125 176H127V177H125ZM62 178L64 180H62ZM134 179H136V180H134ZM84 180L87 182V184H86V182ZM261 183L262 182H258V183L254 182V183H252V185L261 186ZM26 184H28V185H26ZM42 184H45L46 187L44 185H42ZM50 184L51 185L53 184L52 187H50ZM67 184H70V185H67ZM71 184L74 187H72ZM181 184H183V185H181ZM244 185L245 184L243 183L242 186H244ZM48 186H49V188H48ZM63 186H64V188H67L69 191L67 189H64L65 191H63V189H62ZM68 186L69 187L71 186V187L69 188ZM117 186H119V187L117 189H115ZM259 186L256 189V191L259 190V192H260V187ZM172 187L175 188V189H173ZM24 188H26V189L24 190ZM71 188H73V190H71ZM143 188H145V189H143ZM184 188L186 189V191L184 190ZM22 189H23V191H22ZM113 189L117 190V191L115 192ZM189 189H191V190H189ZM11 190H12V192H11ZM17 190H18V192H17ZM109 190L110 191L113 190L114 192H112V191L110 192ZM181 190H182V193H185V194H182ZM83 191H85L86 193L83 192ZM163 191H167V193L163 194V193H165ZM241 191H242L243 194L241 193ZM89 192H91V193H89ZM105 192H108V193H106V195H105L104 194ZM135 192H137V193H135ZM187 193L190 194V195H187ZM68 194H70V195H68ZM170 194H172V195L175 194L176 196H165V195H170ZM249 194L251 196H254V197L251 198V196ZM94 195H96V196H94ZM142 196H144V197H142ZM60 197H62L64 199H69V201L71 203L67 204L66 206H63V205L57 203L56 199H58ZM41 198L44 200V202L47 201L48 205H46V207L45 206L44 207H45V209H49V210H46L47 212L46 211H43V213L41 212L36 217V215H34V210L36 208V205H38V203L39 204L42 203L43 200ZM49 198H51V199L54 198V199L53 200H49ZM106 198H108V199H106ZM110 198H111V200L113 202L117 203V204H115L116 207L115 206L113 207L114 203L110 200ZM97 199L98 200L100 199V201L98 202ZM115 199H116V201H115ZM166 199H167V201H166ZM5 200H6V202H5ZM96 200H97V204L94 203ZM108 200L110 201L109 203H108ZM124 200L125 201L127 200V201L125 202ZM251 200H253V201H251ZM128 201H130V202H128ZM259 201H261L262 203L259 202ZM100 202L102 204L101 207L98 206V203H100ZM127 202L129 204L132 202L131 203L132 205H137L138 206V208H136L137 210H135L134 213L130 212V211H133L132 208L130 210V206L132 207L131 204H130V206H127L128 208H126L125 205H129V204H127ZM133 202H136V203L133 204ZM216 202H218L220 205L218 203H216ZM105 205H106V207H105ZM117 205H119V206L121 205V208L119 206H117ZM111 206H112L113 209L112 208L110 209ZM122 207L124 208V210H123ZM81 208L83 210L80 213ZM100 208L103 209V210H106V208H107V210H113L114 212L118 211V208H120L119 211L120 210L121 211L119 212L120 214L116 213V214H113V216L111 214L110 215L107 214V215L104 216L103 213H102L103 215L102 214H93L92 213V212H98L99 213L98 210ZM116 208H117V210H116ZM32 209H34V210H32ZM101 209H100V212H101ZM173 210H175V211H173ZM128 211H129V213H128ZM143 211H144V213H143ZM149 211H151V212H149ZM29 212H31V213H29ZM122 212H125V213L123 214ZM135 212L138 213V214H136ZM204 212H206V213H204ZM31 214H33V215H31ZM122 214L123 215L126 214V215L123 216ZM130 214L133 215V216H131ZM194 214H196V217L195 218H191ZM138 215H140V216H138ZM230 215L233 216V217H231ZM30 216L33 217L34 219L31 218ZM127 216H129V218ZM228 216L230 218L234 219V220L235 219L238 220L240 223H243V224H240V225H237V226H229V225H227L228 227L227 226H220V225L217 224V223H220V221L222 219H226ZM125 217H127V218H125ZM229 217L227 219H229ZM120 218H122L123 220L120 219ZM130 218L133 220L132 222H131ZM139 218H141V219H139ZM115 220H116V222H119L118 225H112L111 224ZM128 220H130V221H128ZM151 220L154 221V223H152ZM157 220L159 222L161 220L162 221L158 224ZM166 220L168 222V225L165 224ZM35 221L36 222L37 221H39V222H43L44 221V222L41 225H39V226L36 224L35 226H38V228L36 230L32 231L29 228V226H32L33 222H35ZM89 221H91V222H89ZM120 221H122V224H121ZM123 222H125V223H123ZM135 222H137V224ZM205 222H206V224H205ZM207 222H209V223H207ZM213 222L216 223L217 225H215V226L213 225L212 226V224H214ZM129 223H131V224L128 225ZM147 223H148V225L145 226V224H147ZM79 224L81 225V227H80ZM119 224H121V225H119ZM143 224H144L145 228H144ZM160 224L161 225L163 224L162 227H161ZM207 224H209V225H207ZM63 226H65V227H63ZM106 226H107V229H109V228L110 229L107 230ZM111 226H113L114 228H112ZM121 226L123 228H121ZM192 226H196V228H198V229H196L195 231H191L189 228L192 227ZM18 227L20 228L19 229L20 231L18 230ZM48 227H50L51 229L48 228ZM60 227H62V228L60 229ZM95 227H99L98 229L96 228L98 230L97 234L93 233V231L96 230ZM138 227H140V228L143 227L145 230L143 228L140 229ZM223 227H225V228H223ZM42 228H44L46 231L43 230ZM232 228L236 229L235 230L236 234L235 233L233 234V231H232L231 232L232 235H229L227 237V232L226 231L227 230L228 231L229 230H233ZM47 229H49V230H47ZM56 229H57V231H56ZM58 229H60V232L58 231ZM101 229L103 230V232L105 230H107V231L103 233ZM111 229L115 230L116 232L111 231ZM162 229L164 230V232H163ZM83 230H85V231H83ZM142 230H143V232H142ZM28 231H29V234L27 235ZM153 231L154 232L158 231L157 233H162V232L163 233H171L174 236L176 234L177 242H170L172 244L171 245L169 242L164 241L163 243H165V244L167 243L166 244L167 248H166V246L161 244V245H159V246H161V248L159 246H157V248H155L154 250L150 251V249H149V250L145 251L146 252V254H144L145 258H143V259H141V257L133 256L132 253L137 250V249H133V248L136 247L135 245L137 243L138 244L139 243H144L146 241V239H148L151 236V233H154ZM49 232H50V234H49ZM99 232L101 233V236H100ZM210 232L213 233V234L210 235L209 234ZM44 233L46 235H44ZM52 233H53V235H52ZM61 233H64V234H61ZM86 233H87L88 237L86 236ZM111 233H112V235H111ZM225 233H226V235H225ZM84 234L86 236L85 239H84ZM114 234H116L117 237L112 238L111 236H113ZM31 235H34V236L32 237ZM49 235H52V237H50ZM58 235H59V237H57ZM130 235H131V237H130ZM134 235L135 236L137 235L136 236L137 238ZM140 235H143V237L140 238ZM62 236H63V238H62ZM144 236H146V238H144ZM205 237H208L209 239L208 240H204L203 238H205ZM32 238H34V239H32ZM64 238H69V239L65 240ZM130 238H132V239H130ZM151 238H153V237H151ZM61 239H62V241H60ZM83 239L86 240L87 242L86 241L82 242ZM118 239L119 240H123V241L120 242ZM58 240L60 241V243H58L59 242ZM90 240L91 241L93 240L94 242H91ZM125 240L127 241L126 244L124 243ZM134 240H135V242H134ZM138 240H140V241H138ZM26 241H27L28 244L26 243ZM49 241H51L50 245H55V246H52V247L50 246V252L49 251L47 252L46 251V247L44 245L46 243H48ZM88 241H90L91 243L89 242V244H87ZM9 242L12 243V244H10ZM42 242L44 243L43 245H42ZM69 242H67V243H69ZM248 242H249V245H248ZM5 244H7V245L5 246ZM56 244H59V245H56ZM168 244H170L172 246V248H171L170 245L168 247ZM87 245H88V247H87ZM118 245H120V246L118 247ZM58 246H59V249H58ZM3 247L4 248L6 247V248L4 249ZM163 247L166 250H164ZM173 247H174V249H173ZM248 247L251 249V251H250L251 254H250V252L246 253L245 249L248 248ZM86 248H88V249H86ZM127 248H128V250H127ZM29 249H30V251H29ZM163 250L165 252H167V253L163 252ZM169 250H170V253H169ZM15 251L16 252L18 251V253H16ZM41 251H42V253H41ZM10 252H12V253H10ZM40 253L43 256L40 255ZM48 254H50V255H48ZM58 254H60V255H58ZM86 254H88L87 256H88L89 260L86 259V257H85ZM117 254L119 256L116 257L117 260H114V256H116ZM120 254L123 256V258H122V256L120 257ZM159 254H161V255H159ZM231 254H232V256H231ZM158 255H159V257H158ZM14 256H15V258H14ZM16 256H18V257H16ZM54 256H55V258H53ZM59 258L61 260H59ZM217 258H218V260H217ZM221 259H223V260H221ZM53 260H56V261H53ZM4 261H6L7 263L4 262ZM51 261H53V262H51ZM118 261H120V262H118ZM75 264H79V263H75Z\"/></svg>", "mask_w": 264, "mask_h": 264}]
</instances>
